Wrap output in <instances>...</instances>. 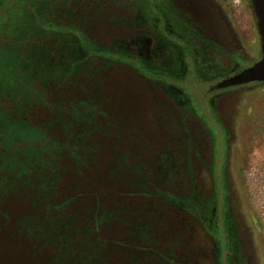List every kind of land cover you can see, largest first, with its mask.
<instances>
[{"label":"trees","instance_id":"16d2710c","mask_svg":"<svg viewBox=\"0 0 264 264\" xmlns=\"http://www.w3.org/2000/svg\"><path fill=\"white\" fill-rule=\"evenodd\" d=\"M54 1L0 0V10L12 6L6 17L13 25L6 34L0 27V264H200L205 256L204 264H214L212 232L196 212L203 192L187 121L182 130L161 126L169 141L185 139L180 151L188 150V165L179 158L176 176L168 149L156 150L154 161L142 157L149 141L106 92L116 64L149 82L162 71L144 65L138 51L90 47L74 25L108 23L102 7H119L113 41L125 44L148 30L137 2ZM184 1L194 23L208 25L204 9ZM17 21L22 35L11 32ZM162 83L168 100L156 111L172 113L177 97ZM192 224L207 235L209 250L190 242Z\"/></svg>","mask_w":264,"mask_h":264},{"label":"rangeland","instance_id":"374dc122","mask_svg":"<svg viewBox=\"0 0 264 264\" xmlns=\"http://www.w3.org/2000/svg\"><path fill=\"white\" fill-rule=\"evenodd\" d=\"M57 1L62 2V0L54 2ZM161 1H166L173 15H180V21L186 25L184 32L172 27L168 35L181 44L184 42L182 38L189 41L186 46L190 50V55L185 59L187 71H179V64L177 62L176 66L174 59L169 66L164 63L159 64V67L154 66L153 69H158L162 73H159V80L149 82L134 74L130 67L116 64L110 72L106 92L111 101L123 104V108L131 111L133 120L129 126L139 131L149 141L150 145L143 150L142 157L153 158L154 161L156 150L168 149L174 159L171 171L176 176L178 173L175 169L178 167L179 158H183L185 167L188 165L186 161L188 150L180 151V143H184L185 139L183 137L182 140L169 141L161 126L162 121H166L169 126L177 125L174 128L181 127L182 130V123L187 121V124H184L187 139L199 153L198 155H195L196 151L191 153L195 180L200 184L203 194H209L213 175H210L208 165L213 163L212 174L217 189L219 220L220 211L229 207L238 227L239 241L245 254L244 264H264V82L249 81L223 88L212 86L221 80L222 74L232 70L233 63H238L239 67L243 68L261 57L256 18L250 2L194 0L199 6L197 9H204L208 24L197 25L193 21V14H196L193 7H187L184 0H156ZM196 4L193 6H197ZM25 6L32 15H35L30 5ZM11 8L12 6L7 5L0 10V20L4 18L0 26L2 34H6L13 27L9 26V18L6 17ZM102 8V14L110 16L109 22L107 23L105 19L86 24L75 22V27L80 30L77 35L81 34L82 38L88 41L87 44L92 43L90 47L115 51L111 44L117 33L112 29L115 26L111 22L120 18L122 13L119 7L105 5ZM23 12L21 16H25V11ZM162 21L160 17V25L163 24ZM15 23L16 27L11 32L22 35L21 25L18 21ZM196 32L215 44L213 54L209 55L212 65L205 70L199 64L201 46L204 43L202 39H200L202 42L197 39ZM194 48L197 50L194 51ZM217 49L218 52L215 53ZM193 60L196 61V65L192 64ZM214 63L219 64L214 68ZM162 81L174 83L175 88L181 89L184 93V96L179 98L180 105L176 101L172 102L174 108L172 113L164 107L161 113L156 111V105L168 100ZM203 125L210 128L212 141L205 136L207 130H202ZM178 131L173 130L172 135L176 133L178 136ZM185 132L182 133L183 136ZM200 133L202 141L198 140ZM124 147L130 146L125 144ZM199 158L204 159L206 164L203 162L200 166ZM183 170H179V173ZM222 196L226 201L222 202ZM223 227L220 222L222 237L225 235ZM191 232L188 238L197 246H203L202 242L208 240L205 232L197 225L192 224ZM114 234L118 237L121 230L116 229ZM203 248L207 251L211 247L207 242ZM181 252L183 251L180 246L176 253ZM208 258L205 256L198 262L204 264Z\"/></svg>","mask_w":264,"mask_h":264},{"label":"flooded vegetation","instance_id":"af4514ba","mask_svg":"<svg viewBox=\"0 0 264 264\" xmlns=\"http://www.w3.org/2000/svg\"><path fill=\"white\" fill-rule=\"evenodd\" d=\"M136 2L138 4H136V16L142 23H146V21L149 23L148 30L142 33V35H140L142 37L140 38L134 36L129 41L125 40V44H117L114 43L115 41H113L111 46L113 47V45H116L118 49L124 48L128 53L138 51V57L141 58L142 61H144L145 65L150 67V69H153L154 66L159 67L158 65L161 63L167 64L166 66H169L171 60L175 59L176 62L174 63H176L177 66L178 62L179 71H187V61L185 59L190 55V50L186 46L189 41L187 39H183L180 35V38L184 40V42L181 44L168 35L170 28L172 27L177 28L182 32L186 30V25L180 21V15L174 16L171 8L169 7L170 5L166 1L156 2V0H134V3ZM160 17L163 20V24L161 25L159 23ZM136 38L138 39V42L140 41L139 43L136 42ZM121 42L124 41L122 40ZM200 42H202V40H200ZM203 43L205 45L201 46L202 55L199 64L201 68L205 70L210 68L212 65L210 62L211 56L209 55L212 54L215 44L211 42V44L207 43V41L204 40ZM196 50L197 49L194 48V51ZM254 62L255 61H252L246 67H249ZM192 64L196 65V61L193 60ZM218 64L219 63H214V68ZM243 68L239 67L238 63H233L232 70L229 73L226 72L222 74L220 77L221 80L212 86L215 87L219 85L225 78L242 70ZM169 88L173 93H175V97H177V103L180 105L181 101L179 100V98L184 96L183 91L181 89L175 88L174 83H169ZM202 130H207V132H205V136L207 135L212 141L213 136L210 128H207L205 125H203ZM198 140H203L201 133ZM211 146L213 147L212 144ZM213 152L214 150L212 148V155H214ZM203 162L206 164L204 159L199 158L198 163L200 166ZM208 170L210 172V175H213L211 176L212 189L211 192L207 195H203L201 194V192L199 193L198 202L196 204V212L199 216L198 219L202 218L205 222H208V227L212 232L210 238L212 239L214 246V264H223L224 261L226 262V264H244L245 254L243 253V248L239 241L238 227L236 226L235 218H233L230 214V208H223L220 211V220L218 217L217 189L214 174H212L213 163L208 165ZM198 188L199 190H201V186L199 183ZM223 200L226 201V198L222 196V202ZM202 219L200 221H202ZM220 222L221 226H224L223 231H225V235L223 237L220 230Z\"/></svg>","mask_w":264,"mask_h":264},{"label":"water","instance_id":"95a60500","mask_svg":"<svg viewBox=\"0 0 264 264\" xmlns=\"http://www.w3.org/2000/svg\"><path fill=\"white\" fill-rule=\"evenodd\" d=\"M256 18V28L259 35L261 57L249 67L231 74L215 87L240 84L249 81L264 82V0H249Z\"/></svg>","mask_w":264,"mask_h":264}]
</instances>
